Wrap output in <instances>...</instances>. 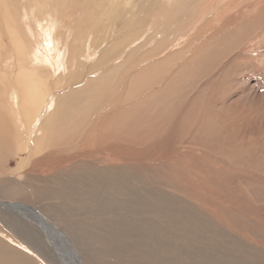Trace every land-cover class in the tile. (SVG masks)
Masks as SVG:
<instances>
[{"label":"bare ground","instance_id":"bare-ground-1","mask_svg":"<svg viewBox=\"0 0 264 264\" xmlns=\"http://www.w3.org/2000/svg\"><path fill=\"white\" fill-rule=\"evenodd\" d=\"M128 1L0 0V264H109L106 258L111 254L99 252L93 241L101 233L98 210H110L120 197L126 205L131 201L138 210H149L150 186L143 171L151 166L166 167L170 161L169 172L184 176L191 186L197 181L222 186L213 174L223 171L229 174L226 181L236 199L243 193L238 179L252 192L263 188L258 167L264 168V162L251 145L244 139L239 148L238 132L224 140L222 118L214 115L210 97L197 99L180 69L179 74H166L187 48H179V42L161 61L142 65L150 56H145V46L152 54H162L177 45L181 33L163 25L174 13V4L146 0L137 10H128ZM73 11L84 17L70 20ZM145 15L152 17L150 37H145L152 47L145 39L136 43L144 35L145 28L139 26ZM107 24L117 32H107ZM189 68L197 75L198 69ZM192 95L195 100L190 103ZM243 112L234 108L227 115L237 121L258 116ZM165 124L182 125L178 145H173L174 128L158 129ZM250 136L260 135L250 130L246 137ZM158 139L166 145H157ZM240 171L250 173L242 177ZM172 188L180 191L167 185L157 193H164L169 202L176 200V210H209L200 195L187 188L186 194L197 196L190 198ZM70 201L73 210L68 208ZM235 205L241 209L239 202ZM252 209L246 205L243 210ZM87 213L91 234L80 224ZM67 253L71 262L65 259Z\"/></svg>","mask_w":264,"mask_h":264},{"label":"rangeland","instance_id":"rangeland-1","mask_svg":"<svg viewBox=\"0 0 264 264\" xmlns=\"http://www.w3.org/2000/svg\"><path fill=\"white\" fill-rule=\"evenodd\" d=\"M145 1L146 0H129V4L127 3L125 7L128 10L138 9L137 5ZM154 1H157L155 3L161 6L167 5V7H169L171 3L174 4V13L170 15L168 20L163 21V25L181 34L178 38L177 45H175L174 48L166 50L165 53L152 54L150 46H145L144 50L149 49L145 56L147 57L150 55L151 57L148 56V58L143 61L142 65H150L151 63H157L158 60L161 61L164 56L167 57L172 54V51H175L174 49L180 42L179 48L183 46V49L185 47L187 51L185 50V55L182 54L178 64L175 66L172 64V68L176 69L172 70L171 68L172 71H167L166 74H176L180 69V74L184 73L181 74V76L188 75L189 78L188 76L186 78L189 83L188 87L192 88L197 99L201 100L199 95H202L203 101L205 99L207 100L206 97H210L208 102H211L210 105L211 108L214 109V115L222 118L221 122L223 124L221 125L219 123V129L221 133L224 132V140H227L228 134L238 132L239 137H241L239 141L242 140L239 142L238 147L241 148L245 144L243 141L245 139L246 143L251 145V151H255V153L259 155V159L264 162V156L261 154L262 151H264V0H218L217 2L216 0ZM119 2L124 3L123 1ZM150 2L152 3L153 0ZM214 3L216 4L214 5ZM102 4L103 3H100V6ZM97 5V10L102 8ZM70 15H68L69 19L74 21L84 17V15L81 16L78 12L75 13V11ZM29 16L30 14H28V17ZM130 17L128 16L127 19L129 20ZM101 19H103V17ZM144 19L139 27L142 29L145 28L146 30L144 29L143 36L138 37V40L136 39V43H141V40L143 41V39H145L152 47L151 41L145 38L146 36L150 37L152 17L151 15H145ZM106 23L104 22V24ZM130 23H132V21ZM106 27L108 28V30L106 28L107 32H117V27L114 25L111 26L107 24ZM183 32L186 34H183ZM181 36L184 38H181ZM205 38L207 39L205 40ZM212 47L214 49H212ZM230 53L231 56L229 55ZM90 55L91 57L96 56L94 52H90ZM96 58L97 57H95V59ZM213 58H215V61ZM224 58H226V60ZM227 58L229 59L227 60ZM188 66L193 67V69H198L197 75H194V71L190 72L191 69H188ZM202 66H204V68ZM190 75H193V77ZM192 78L195 80L192 81ZM205 83L208 85L207 87H205ZM258 84H260V86ZM163 87H167V85H163ZM177 88L178 86L174 93L178 96L181 90ZM208 89H210V91ZM194 96L195 95H192L190 97V103L195 100ZM234 108L240 113L244 110L243 113L255 111L258 113V116L245 117L242 121L233 120L231 116L227 114H229V110H233ZM260 110L263 112L262 114H260ZM233 122H235V125ZM179 125L180 124L175 126L172 125L173 127H171V125L165 124L164 128H162V126L158 127V129H163L164 132H167L169 129L172 130L174 128L175 130H172L173 133H175V135L173 134L172 136L174 141L173 145H178L181 137L180 135L182 131H184L181 130L183 129L182 125ZM232 130L233 132H231ZM250 130L259 133L260 136L256 138L255 136H250V138L246 137ZM161 143L162 145L164 143L166 145V141H161ZM180 146L183 147V145ZM241 151L243 152L242 149ZM225 161H227V159H225ZM169 162H167L166 167L160 165L153 169L151 166V169L149 168V170L143 171L148 178V185L150 186V191L146 197V199H148L146 209L149 210H138V206H134V202L132 203L131 201L126 205L123 197H120V199L110 207V210H98L100 214L99 219H105V221L103 222L100 220L101 226L99 231H101V233L99 232V237L95 238L93 241L94 244L96 242L98 243V250L100 247L99 252L104 250L105 253L102 252L104 255H106L107 252L111 254L109 259L105 257L108 261L107 263L264 264V184L261 185L263 186L260 190L261 192L258 193L259 190L255 191V189H253L254 192H252L248 185L245 184L244 180L238 179V187H240L244 194L241 193L240 196L239 193H237L239 199H236V195L232 193L230 185L226 181V179L229 180V174L223 173V171L219 174L215 173V176L213 174V179L216 180L215 182H221L223 187L218 185L214 186L211 181H197L196 186H191V184L185 182L187 181L186 179L182 180L184 176L179 178L174 173L172 174L171 170L169 172L168 166L169 164H173ZM12 166L14 167L13 163ZM258 169L261 170L260 175L264 180V168L261 169V167H258ZM240 173L243 175L242 177H244L248 175L250 171L249 173L247 171L243 173L240 171ZM167 185L171 187L172 191H176L172 187L181 189L182 193L187 196L189 195L190 198H195L197 196L186 194L184 190L187 188L192 193L200 195L204 200V204L209 207V210H190L191 206L183 210H176L178 205L176 200L172 199L175 202H169L168 196L162 192L157 193L160 188H165ZM206 188H209V192ZM202 193L206 194V196L202 195ZM254 193H256V197ZM132 197L133 200H135V196ZM241 200V203L245 202V205L240 203ZM235 202H239L241 209L236 207ZM246 205L252 206L253 209L243 210L246 208ZM68 208L69 210H73L72 201H70V206ZM80 211L88 212V210ZM239 214H242V217H240ZM87 215L88 213L80 217V224L84 223L85 225L82 227H85L88 231L90 230L89 233L91 234V232L93 233V229L91 228L92 225L85 223L91 220L87 218ZM88 216L91 217V215ZM108 231L113 233V238L108 236L105 237V233ZM109 249H111V251ZM65 259L69 262L72 261V257L69 253L65 254Z\"/></svg>","mask_w":264,"mask_h":264}]
</instances>
